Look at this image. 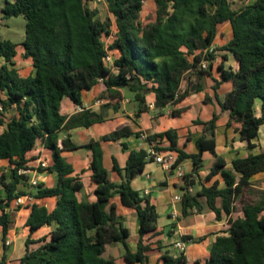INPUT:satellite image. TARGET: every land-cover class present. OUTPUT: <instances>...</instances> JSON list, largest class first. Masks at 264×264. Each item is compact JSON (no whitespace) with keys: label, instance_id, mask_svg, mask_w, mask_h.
I'll return each mask as SVG.
<instances>
[{"label":"trees","instance_id":"1","mask_svg":"<svg viewBox=\"0 0 264 264\" xmlns=\"http://www.w3.org/2000/svg\"><path fill=\"white\" fill-rule=\"evenodd\" d=\"M91 1L3 0L0 4L3 19L25 20L23 56L31 60L34 69L33 75L20 77L14 68H9L14 65L17 45L0 42V60L4 61L0 66V126H4L0 161L6 160L11 166L8 176L0 175V187L5 193L4 199L0 197L3 238L9 227L6 208L26 194L18 187L28 186V178L18 172L27 168L26 156L38 143L50 152L52 160L48 169H39L40 173L57 176L53 187L38 184L32 188L34 194L28 193L36 200L54 198V209L34 203L25 223L30 235L45 226H54L53 230L36 242V248H30L34 243L27 240L21 259L7 263L5 254L0 264H117L105 256L107 247L116 244L122 245L127 264H149L150 247L144 244V237L156 230L158 214L149 197L140 195L131 183L150 161L143 149L129 151L122 169L113 157L112 171L121 178L120 183H114L104 167L101 147L102 142H120L121 149L127 151L124 141L139 134L123 124L101 140H90L84 146L91 152L88 168L95 184V201L79 200L81 178L74 175L72 165L62 155L81 148L71 142L69 131L89 128L104 119L87 110L67 117L62 113L64 99L81 107L82 92L101 81L105 86L102 98L108 100L103 109L118 110L121 90L133 95L136 118L148 110V95L154 96L156 109L176 107L202 90L200 80L208 75L209 67L204 70L200 65L203 61L208 65L213 62L214 55L207 51L215 40L217 27L229 23L232 36L221 50L234 56L238 68L231 71L219 67L221 81L232 83L231 91L218 101L220 113L228 114L225 128L253 149L251 141L264 126V0H255L238 10L233 9V0H154L155 17L146 26L140 22V13L148 0H103L115 26V38L109 45L115 53V75L103 62L106 50L102 38L110 35L111 21L100 20L89 7ZM194 84L197 87L192 91ZM218 86L215 83L213 90ZM185 110L173 109L170 115L179 117ZM219 116L214 114L208 122L197 121L208 137L203 135L196 141L195 155L179 149L174 130L149 135L148 139L169 142L167 149L157 151L177 153L175 165L191 160L192 173L179 177L181 182L194 184L190 179L203 169L202 156L207 152L214 162L205 180L220 176L224 184L219 188V181L215 180L209 187L201 185L194 195L187 189L181 197L183 215L188 210L200 214L207 209L217 221L228 217L227 236L216 239L206 261L194 264H264V200L252 202L244 194L253 185L251 179L264 173V152L234 159L227 168L225 159L216 152ZM114 198L136 212L139 227L134 253L127 247L129 230L116 213L111 202ZM160 260L162 264H186L182 253L172 257L166 252Z\"/></svg>","mask_w":264,"mask_h":264},{"label":"crops","instance_id":"2","mask_svg":"<svg viewBox=\"0 0 264 264\" xmlns=\"http://www.w3.org/2000/svg\"><path fill=\"white\" fill-rule=\"evenodd\" d=\"M254 1L255 0H233L232 7L234 10H238L240 7L252 4ZM231 36L229 23H224L217 27L216 37L210 48L212 50L211 53L214 55V60L208 65V75H205L200 80V83L203 85L202 90L194 92L187 100L176 107H166L162 110L156 109L154 106V96L148 95L146 96L148 110L141 113L139 117L136 118V104L133 102V95L126 90H121L122 101H120L118 110L103 109V105L107 104L108 100L102 98L105 91V86L102 82H99L91 90L82 92L81 107L76 106L69 99H64L62 113L67 117L87 110L100 114L104 119L102 123L94 124L89 128L81 127L69 131L71 142L81 146V148L73 152H65L62 155L67 162L72 165L74 175H78L81 178L83 190L81 193L77 194L79 200H87L88 202L95 201V184L90 180L91 172L88 168L91 161V152L84 146L90 140H101L103 136L113 132L118 126L123 124L129 125L135 133L139 134V137L131 136L124 141L128 147L127 151L121 149L120 142L101 143L103 164L110 172V180L114 183H120L121 178L116 172L112 171V158L114 157L117 160L121 169L124 168L129 151L146 149V144L140 139V135H157L167 130H174L179 139V149L188 155H195L198 153L196 141L203 135L208 137V134L204 133L203 126L197 124V121L208 122L214 114L220 115L219 119L216 121L215 130L216 152L225 159L227 168L231 167V161L234 159L246 158L250 155L259 153L256 152V147L254 145L258 137L251 141L254 148L249 149L246 143L239 141L237 134H234L231 130H226L225 126L228 120V114L220 113L218 101H222L226 94L231 91L232 83L221 81L219 67L231 71H236L238 68L234 56L221 50L230 41ZM22 42L16 44V56L13 58L14 65L9 66V68H14L20 77L26 78L33 75L34 69L31 60L25 59L23 56L24 49ZM2 62L4 63V61ZM110 72L112 75L116 74L115 69H112ZM215 83L219 84L216 91L213 90ZM196 87L197 85L194 84L192 91H194ZM180 108H185L186 110L179 117H172L170 115L173 109ZM258 115L259 111L257 109V116ZM262 128H264V126H262L260 130ZM3 130L4 126H0V134ZM42 147L43 145L38 143L35 149L27 154V168L34 169L36 167L38 152L42 150ZM159 147L167 149L169 147V142L166 140H159ZM44 154L51 160L50 152L47 149ZM202 160L203 169L198 172V176H194L190 180H194V184L197 183V181H201V185L205 187L211 186L215 180H218L219 188H222L224 184L220 176H216L210 181L205 180L208 170L213 165V157L205 152L203 153ZM207 160L211 165H205ZM150 163V165L147 164L145 166L143 173L132 181L131 186L135 191H138L140 195H145L147 191L150 203L155 207L157 214L158 211L166 214L171 220L169 225L174 224V227L171 228L170 233L167 235L163 228L156 227L153 233H149L144 237V244L150 247V251L147 253L149 264H162L160 258L166 252L172 257L178 256L180 253L175 249L174 245L179 241H184L186 243V251L183 254L186 264H194L195 262L203 263L209 258L211 247L216 239L218 237L227 236L225 231L227 229L228 217L223 216L220 221H217L213 213L205 209L200 214L196 213L195 210H188L187 214L183 215L180 208L182 216H179L178 219L177 217L176 219L170 218L169 205L173 197L181 196V193L186 190L185 187L190 189L189 193H193L195 188L193 186L194 184H185L179 180L175 171L166 172L155 163ZM151 165L154 166L153 169L149 168ZM179 166L183 171V177L192 173L193 166L190 159L183 160L179 163ZM10 168L11 166L8 161H0V172H8ZM260 176H264V173L254 176L251 179L253 185L249 186L244 193L245 198L250 199V197H248L249 194L246 193L247 191L250 192L249 189L253 188L260 192L257 199H250L252 202L264 200V183L259 187H255L254 185L258 182ZM37 181L38 184H43L45 187L50 188L56 184L57 176L55 174L40 173V170H38ZM18 190L25 192V195H28V193L34 194V189L29 186L20 185ZM198 191H196V193ZM0 197L1 199L5 198V196L3 197L2 195H0ZM111 202L115 204L117 215L120 217L124 226L129 230L130 236L127 241V247L130 252L134 253L137 250L136 244L139 227L136 212L132 209L123 207L119 202V198H114ZM200 202L202 203V200H200ZM34 203L45 206L48 210H53L56 200L54 198H45L41 200L33 198L32 203L29 205L19 207H15L13 201L11 202L10 206L6 208L9 227L7 235L4 238L2 237V229L0 227V260L5 254L7 263L21 259L26 251L25 243L27 240L34 243L30 245V248H36V242L47 236L53 230L54 226H45L30 235L29 229L26 227L25 223L30 214V207ZM217 205L220 207L219 201ZM178 207L179 205L177 204L176 208ZM197 239L202 240L197 241ZM5 242H9L10 245L6 246ZM111 246H115L119 258H108L114 259L116 263L117 261H124V249L122 245L121 247L118 244ZM111 246L107 247V251Z\"/></svg>","mask_w":264,"mask_h":264},{"label":"rangeland","instance_id":"3","mask_svg":"<svg viewBox=\"0 0 264 264\" xmlns=\"http://www.w3.org/2000/svg\"><path fill=\"white\" fill-rule=\"evenodd\" d=\"M0 4L1 5L3 4V0H0ZM89 7H90V9L97 12V17L100 20L111 21V32L114 33L115 32V26L113 24V18L108 13V10H107V7H106L104 1L103 0H93L89 3ZM155 11H156V6L154 3V0H148L144 3L143 11L140 13V22L142 23L143 26H146L148 23L153 21V19L155 17ZM24 36H25V20L22 17L3 19V15L0 13V42L6 40V41H10L14 44H18L24 40ZM2 61L3 60H0V66L3 63ZM254 145L256 147V152H259V153L264 152V128H262L260 130L258 139L255 141ZM150 164L151 163L148 162V165H150ZM209 164L211 165V163L207 160L205 162V165L208 166ZM149 168L153 169L154 166L151 165V166H149ZM3 173L4 172H0V175ZM4 174H6L8 176L9 171L5 172ZM262 177H264V176H260L258 178L259 179L258 182L256 184H254L255 187L262 186V183H264V180H262L264 178H262ZM193 182H194V180H193ZM201 184H202L201 181H197V183H195L193 185L195 187L194 192L190 193V195H194L196 193V191L199 190ZM185 189L187 190V187H185ZM186 190H184L181 193V196H179L180 198L186 192ZM249 190H250V192L247 191L246 193L249 194L248 197H250V199H257L258 196L260 195V192L257 190H254L253 188L249 189ZM0 195H2L3 197L5 196L1 187H0ZM201 200H202V203L204 204V200L203 199H201ZM178 205H179V207L177 208V219L179 218V216H182L180 213L181 204L178 203ZM205 210L209 211L207 209H205ZM170 221L171 220L168 218V216L166 214L162 213L161 211H158V220L156 223V227L163 228L165 230L166 235L169 233V231H171V228L174 225V224L169 225ZM174 221H176V220H174ZM0 234H1V232H0ZM118 245L121 247V244H118ZM106 257L119 258L117 255V251L115 249V246H111L110 249L108 248V251L106 253ZM117 263L118 264H127L125 261H121V262L117 261Z\"/></svg>","mask_w":264,"mask_h":264},{"label":"built area","instance_id":"4","mask_svg":"<svg viewBox=\"0 0 264 264\" xmlns=\"http://www.w3.org/2000/svg\"><path fill=\"white\" fill-rule=\"evenodd\" d=\"M115 32H111L109 36H103L102 41L104 44V48L106 50V56L103 60L104 65L107 68H110L111 70L114 69L113 67V62L115 59V53L113 51L109 50V45L112 44L114 38H115ZM208 53H211L212 50L209 49L207 51ZM200 67L204 70L207 69L208 67V62L207 61H203L200 65ZM101 82V81H99ZM2 111L1 107H0V112ZM140 139L146 144V149L145 152L147 154V160L150 162L155 163L156 165L160 166L162 168V170L166 171V172H170V171H175L177 174V177H183V171L180 168L179 164H176V160H177V153L175 152H171V151H163V152H158L157 148L159 147V140H149L148 136L142 134L140 135ZM46 151V148L43 146L42 150L38 152V159H37V165L34 169H22L18 172L19 175H23L25 177L28 178L27 180V184L30 188H35L38 185V181H37V175H38V170L42 169V170H46L48 169L51 165H52V161L48 158V156H46L44 153ZM190 191V189H188V192ZM148 192H145V195H147ZM33 201V197L30 195H24L21 197L16 198L13 201V204L15 207H19V206H24V205H29L30 203H32ZM181 202V198L178 196L173 197L172 202L169 205V214H170V218L172 219H176L177 217V208L176 205L178 203ZM190 242V241H189ZM6 246H9L10 243L9 242H5ZM175 249H177L179 251V253L184 254L186 251V243L184 241H179L177 243H175Z\"/></svg>","mask_w":264,"mask_h":264}]
</instances>
